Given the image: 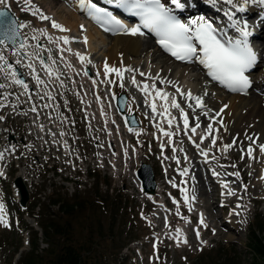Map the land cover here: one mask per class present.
Here are the masks:
<instances>
[{
    "label": "rangeland",
    "instance_id": "rangeland-1",
    "mask_svg": "<svg viewBox=\"0 0 264 264\" xmlns=\"http://www.w3.org/2000/svg\"><path fill=\"white\" fill-rule=\"evenodd\" d=\"M34 1L43 5L45 2V8L51 12V17L55 20L66 22L67 17L72 18L70 17L72 13L68 10L71 9L69 0H57L58 4H53L50 0L48 4L46 3L48 0ZM238 1L230 5L238 8ZM253 9L256 13L245 19L250 24L253 25L255 22L257 25L262 15L259 12L264 9L259 6H254ZM206 16L208 20L220 18L218 15H211L210 12L205 14ZM240 18L239 14L236 18L232 17V20ZM17 20L21 25V21L18 18ZM27 30H30L29 27ZM75 32L72 34L74 44L79 48V52H82L83 49L86 50V44ZM20 33L25 44V32L22 33L20 30ZM105 33L109 37L114 35L110 32ZM262 35V38L253 41V45L260 48V54L263 55L264 46L261 45L264 44V31ZM141 39L153 41L149 36L141 35ZM48 45V42L33 40L21 48V51H17L5 41L0 44V54L7 60V64L0 61V85L4 86L0 87V116L3 117L0 120V153L4 154L0 161V172L3 173L0 176V204L4 207L7 224V226L0 224V264H19L33 248V232L38 231L40 237L42 236V229L37 220L46 216L54 217L53 213L58 209V206L51 204V199L60 195L67 199L75 193L86 205L74 220L76 237L79 241H84L88 234L92 233L94 241H91L92 247L88 254L94 264H216L233 254H236L241 264H264L253 256L248 247L252 226L256 224L257 219L264 218V186L259 191L254 190L257 179V176L253 175V171H256L253 167L256 149L251 147L253 149L251 157L247 153L248 146L239 147L231 153L225 152L223 150L225 142L222 141L218 147L216 142L213 146L210 137L209 148L211 147L214 155L208 162L203 164L201 162L202 165H199L205 179L203 187L205 191L215 188V200L213 198V201H210L206 196L207 201L211 202L210 212L217 219L221 216H232L230 218L233 220L235 215V219L244 226L243 228L240 226L241 229L238 231L231 230L222 220L215 219L214 222L205 208L203 199H197L198 187L195 184L197 180L190 170L192 165L190 153L195 150L197 159L202 160L199 151V148H202L201 140L196 144L199 147H195L194 143L188 141L189 131L186 129L182 131V128L176 126L171 129L174 133L171 143L169 139L163 138V135L158 136L151 127L154 124L150 121L152 117L148 115L146 108L140 107L147 99L145 94L129 90V87L133 86L132 75L129 72H124L123 88L118 86L117 80L113 98V93L105 82L108 78L103 73L97 75L96 64L102 60L100 54H91L92 62L85 68V72L90 78L97 80L111 122L107 123L98 116L94 117L87 110L82 93L70 79L62 78L61 81L54 74L46 76L43 70L40 75L44 84L41 83L39 87L24 60L30 55L47 53ZM149 50L133 57V63L140 68L147 66L151 62L148 59L149 53L153 54L157 49L153 45ZM164 57L160 55V58L149 65L159 69L164 65L166 68L171 67ZM40 58L44 62L49 61L48 56L40 55ZM17 60H20L19 64L16 63ZM188 65L193 66L194 72L188 75L185 83L195 87L202 83L200 87L203 89L207 81H194L199 70L194 62ZM11 69L17 73L16 78L10 72ZM255 73H263V78L260 81L259 76L254 77L256 79L254 88L246 96L249 100L257 97L264 100V66L260 65L254 70ZM137 75L141 76L139 73ZM148 77L144 79V76H141V79L149 82ZM15 79L23 80L28 87L24 88L22 84H17ZM211 84L208 89L213 86L211 89L220 95L222 91L219 92L218 89L221 88L213 81ZM206 93L207 90L203 93L204 96ZM121 94L127 96L126 115H135L139 122V125L133 128L141 127V119L143 121L145 119L147 129L141 130L143 135H135L126 128L124 121L128 123V119L120 113L118 107V98ZM213 101L210 102L211 105L214 104ZM131 104L134 105L133 109L129 108ZM263 105L264 103H262L264 109ZM209 111H203V114L207 112V115H204L207 121L210 120ZM211 112L215 115L216 109L213 108ZM220 126L222 127V123ZM199 135L200 138L203 136ZM184 144L187 149L189 147L191 149H188L189 155L183 154ZM173 148L176 149L175 152ZM179 156L184 157L185 163H177L182 159ZM142 163H149L152 166L157 184L160 185L161 192L156 193V200L145 197L137 185V172ZM185 169L187 174L182 175ZM215 169L220 171L225 179L222 177L217 179L212 173ZM246 169L244 182H241L240 177L230 175L236 172L243 175ZM97 172L107 176L112 183L109 189L104 183L100 185L101 195L110 193L113 197L102 199L92 197L95 180L89 176ZM211 181L214 183L209 186ZM222 182H226L229 189L235 192V198L230 205L222 201L227 194ZM229 182L234 186L231 187ZM261 183L264 184V180ZM185 196L188 197L187 203ZM243 196L244 202L241 200ZM160 197L163 201L159 200ZM37 199L41 204L45 203L44 214L39 213V208L32 212L28 211ZM201 210L207 216L208 227L200 223ZM86 226L88 229H85ZM184 226L188 234L187 243H184L182 238L173 237V234ZM195 227L200 228L199 237ZM90 229L92 230L89 231ZM39 243L38 260L43 264L46 261L43 251L48 245L42 237Z\"/></svg>",
    "mask_w": 264,
    "mask_h": 264
},
{
    "label": "bare ground",
    "instance_id": "bare-ground-1",
    "mask_svg": "<svg viewBox=\"0 0 264 264\" xmlns=\"http://www.w3.org/2000/svg\"><path fill=\"white\" fill-rule=\"evenodd\" d=\"M53 4H58L57 0H50ZM60 1V0H59ZM217 2L210 3L209 0H183V2L186 3V7L183 11H176V14L179 15L183 20H187L189 17L196 18L200 15L205 16L208 12H210L211 15L220 16L221 23H214V25L222 28L224 31H221V33L226 37V34H232L227 31L226 26L224 24L232 25L234 22L232 19L238 17L240 14L239 21H246V17L248 18L252 14L256 13V11L253 9L254 6H259V8L264 9V4L260 3V0H248V3L245 4L244 0L238 1V8L231 6L227 3V0H223L222 2L219 0H216ZM236 1V0H234ZM49 0L46 2L48 4ZM95 3L102 7H108L110 5H107L103 2V0H94ZM165 3H168V0H164ZM50 3V2H49ZM68 3V2H67ZM71 9L68 10L71 11L72 14H70L71 19H65L66 22H62L61 20H55L51 17V12L46 9V4L44 2V5L40 3H36L34 0H31V5H25L24 0H8L7 7L3 4H0L1 8H8L16 17L21 21V25H24L23 27H20V30L22 33L25 32V44L24 42L18 43L16 45H12V41L7 42V40H4L7 44L14 46L17 51H21V44H24V47L28 45L29 42L35 41H41V42H48V49L47 53H40L36 54V56H31L25 59L24 61L28 65V68L30 70V74L34 80V82L40 87L41 83L44 81L41 78L40 72H46V76L48 74H54L57 79L62 81L70 79L73 81V83L76 85V89L82 93L83 98L85 100V104L87 107V110L91 112V114L94 117L102 118L105 122H111L109 118V114H107L106 106L103 102V99L101 98V94L98 88L97 80L94 78H90L88 74L85 73V68L89 64V60H91V54H100L99 56L102 57L101 62H98L96 64V69L98 70L99 75L103 73L104 75V64L107 60L109 66H117V67H128L133 69V71H125V73H131L132 78L135 77L137 83L140 85V87H137L136 85L132 84L133 86L129 87V90L131 92H142L141 88L143 87L144 83H147L149 85L155 84L157 89H161L164 92L169 93V100H171L172 97H175L178 103H180L181 107L184 109V111L189 116V140L192 143L195 144V147L198 141L201 140L199 137V134H202V137H207L206 139L201 140L202 148H199L200 156L202 160L197 159V152L194 150L190 154V158L192 159V165L190 166V170L192 175L194 174L196 177L197 182L195 183L198 187V193H197V199L204 201L205 208L207 212L209 213V216L213 217V221L216 222L218 219L224 221L225 224L229 225L231 230L238 231L240 230V226L242 228L244 227L242 224L238 222L237 219H235V215L233 216V220H231L230 217L227 216H221L216 218V216H213V213L210 212V203L206 199V196L211 201L213 198L216 199V195L214 194V187L211 188L210 191H205L203 187H205V179L203 176L202 171L200 170L199 165L208 162L209 158H212L214 155V152L211 150V147L209 148V140L210 137L213 139H216L217 147L219 144L224 141L225 145L231 144L232 147L228 150L229 153L233 152V150L241 147H254L256 149V153L254 156V166L256 168V171H253L254 177L257 176L256 182L254 184V190L259 191L262 189L264 184L261 182L264 180V152L260 150V146L264 145V109L262 108V103H264L263 99H259L257 97L253 100H249L247 98V94L250 93V91L254 88V85L256 83V79L254 77L257 75L260 77V81L262 80L263 73L254 74V70H256L260 65L264 66V49H263V55L260 54V48L252 45L254 49L257 52L258 55V63L256 67L250 72L247 73L250 76V80L252 81L251 87L247 90L246 94H242L240 92H226L225 90H222L223 87H220L218 91L220 92V95L217 94L214 90L211 88L208 89V86L211 84V81L216 82L211 79L206 73L207 70L198 63L196 64V68H198L199 73L197 74V77L193 80L196 81H207V83H204L203 89L202 83L200 86H194L192 84L185 83V80L187 79L189 74H193L194 69L193 66L188 65V63H184L182 61H176L174 58L167 57L159 48H157L156 39L153 38L152 40L142 41L141 35L132 36L130 34H123V33H115L111 37L106 35L105 31L101 29L100 27L96 26L95 22H93L87 15L86 12L81 11L79 7V0H69ZM25 7H28V11H23ZM48 8V7H47ZM243 9V10H241ZM39 10L36 15H33V11ZM261 15L260 20L258 21V24L254 22V24L248 23L249 29L252 31L253 40H256V38H262V32L264 31V11L259 12ZM41 14L44 16L49 17L48 20L41 19ZM53 14V13H52ZM56 14V13H55ZM244 15V16H243ZM231 17V18H230ZM206 18H208L206 16ZM122 20L123 23H125L128 27H132L137 23V21L128 22L126 20H123L122 18H119ZM254 18H251L253 20ZM71 20V21H70ZM209 20H212L209 18ZM18 21V20H17ZM52 21H55L62 25L64 28L68 29L69 31H60L59 29L52 27ZM239 22L238 20H235ZM95 23V24H94ZM31 24V25H30ZM220 24H223L224 26H221ZM81 25L84 26V31L81 30ZM236 25V24H234ZM233 25V26H234ZM255 25V26H254ZM29 27V31L27 28ZM75 29V30H74ZM75 33L79 34L81 37V41H83V38L86 36L88 38V43L86 44V50L83 49V53L79 52V48H76L77 46L74 44V40L72 37V34L74 31ZM32 38H31V37ZM67 36L70 39L69 44H64L63 40L60 39V37ZM232 36L239 37V35ZM4 38V37H3ZM227 38V37H226ZM18 39V38H17ZM261 40V39H260ZM33 45V44H32ZM154 47L157 49L153 54L149 53L150 61L153 63L154 60H157L160 58V55L165 56L164 59L168 62V65H172L171 67H167L164 65L159 67H152L151 62L147 64V66H142L144 68H140L139 66H136L133 63L132 58L135 56H138L141 52H149V49H152ZM262 47L264 46L261 45ZM100 48L101 50H98ZM264 48V47H263ZM50 49V50H49ZM63 49V51H61ZM68 49H71V51H68ZM78 49V51L76 50ZM34 51V48H33ZM40 52V51H39ZM77 53L84 55L87 59L82 63L80 59L77 57ZM40 55H44L45 57H49V61H46L44 63H41ZM261 55V56H260ZM162 58V57H161ZM49 62L48 64H46ZM90 62V63H91ZM31 65V67H29ZM160 65V64H159ZM5 68V67H4ZM160 70V73H159ZM171 71V72H170ZM13 72V69L10 71ZM137 73H144V79L148 78L150 79L149 82L144 81V79H141V76H138ZM37 77H39L40 82H37ZM108 79H115L114 75H111L107 77ZM257 78V77H255ZM164 81L161 83V81ZM95 81V83H93ZM259 81V82H260ZM44 84V83H43ZM218 84V82H216ZM73 85V84H72ZM110 87V90L112 93H116V87L115 84H108ZM212 85V84H211ZM219 85V84H218ZM62 87V84H60ZM220 86V85H219ZM24 87V86H23ZM25 88V87H24ZM87 88L89 89L87 91ZM180 89L181 91H177V89ZM256 88V87H255ZM64 90V89H63ZM207 90L206 97L204 96V92ZM217 90V89H216ZM188 91H191V93L195 96H200L203 99L204 104L206 105L205 108H195V101L187 99L184 95L181 93H187ZM143 93V92H142ZM141 93V94H142ZM144 94V93H143ZM155 94L153 93V96ZM219 95V96H218ZM134 100V98H132ZM148 101L151 102V97H147ZM215 100V101H213ZM263 100V101H261ZM211 101L214 102L213 105H211ZM157 107V114L152 113L151 108L149 106V103L147 104L145 101L141 103V108H146V111L149 116L155 117L154 119L150 120L152 121L151 127L152 130L156 132L158 136L163 135V138L165 139H171L173 141L174 139V133L171 130L174 126L178 128H182V131H184L183 127V120L180 116V112L178 109L170 108L169 111L171 113L172 117H175V120L173 121V124L171 127H169L167 120L164 118V116L159 115L158 113L163 111V108L161 105L163 104V101L156 99ZM262 102V103H259ZM120 100L118 101L119 106ZM127 104V101H126ZM189 105H192L193 107L190 108ZM227 105V107H224ZM216 106V108L214 107ZM264 106V105H263ZM131 109L134 108V105L131 104ZM193 108L195 110L193 111ZM216 109V114L214 115L213 112H211L212 109ZM126 109V108H125ZM208 109H211L210 111ZM223 109V111H221ZM95 110H97L95 112ZM113 111V108H112ZM203 111H209L208 114H210V120L207 121L206 116H204ZM122 115H125V117L128 118V115H126V110L124 112H120ZM218 114V115H217ZM196 117H199V120L197 121ZM112 119V118H111ZM125 119V118H124ZM145 121V119H144ZM143 119H141L142 125L139 128H133L136 127L135 125H131L130 120H128V123L125 122L126 128H133L131 133L135 135H143L142 131L143 129H147L146 125L144 124ZM200 124V127L197 128L196 133L191 132V127H194L196 123ZM220 123H222V127L220 126ZM211 124L213 131L209 135L206 131V127ZM139 125V124H138ZM137 125V126H138ZM159 126V127H158ZM160 128L164 129V131H170L173 133V136L171 138L165 136L162 131H160ZM251 138V139H249ZM209 139V140H208ZM212 146V145H211ZM184 155H189L188 149L186 148V144H184ZM236 151V150H235ZM207 152V157H205L202 153ZM134 155L136 153L134 152ZM260 156L262 157L260 159ZM180 157V156H179ZM182 159L179 160V163L183 164L185 163L184 157H180ZM187 158V157H186ZM199 160V161H198ZM1 161V160H0ZM243 162V161H242ZM241 162V163H242ZM246 163V161H244ZM201 164V165H202ZM238 168V166H237ZM260 168V169H259ZM239 170V169H238ZM243 170V169H242ZM255 170V169H254ZM258 170V172H257ZM213 175L217 179H225L223 177L222 173L215 169L213 172ZM245 174L242 175L241 172H239V177L241 178V182H244V178L247 174L244 171ZM261 173V176H260ZM194 177V178H195ZM213 179L215 177L211 176ZM222 177V178H221ZM209 180V178H207ZM260 179V180H259ZM262 179V180H261ZM187 181V180H186ZM137 185L142 190V193L145 197H147L150 200H156V193L160 191V185L157 184L155 193H147L142 188V182L138 178L136 181ZM214 182L211 181L209 183V186L212 185ZM226 183V182H224ZM187 184V183H186ZM229 185L231 187L234 186L231 182H229ZM257 186V187H256ZM251 189V188H250ZM213 191V192H212ZM227 191V190H226ZM161 192V191H160ZM213 193V195H212ZM226 193V192H224ZM223 194V193H222ZM220 195V194H218ZM241 196V195H240ZM235 195H227L226 198H224L222 201L224 204L227 202L229 205L234 200ZM245 197L243 196L241 200ZM160 201H163V198H159ZM244 200H242L244 202ZM213 201V200H212ZM226 205V206H229ZM224 206V205H222ZM200 219L201 215L203 216L204 224H207L208 219L203 210L200 211ZM228 218V219H227ZM216 219V221H215ZM210 223V222H209ZM203 224V225H204ZM216 226V225H215ZM208 227V226H207ZM176 233L173 234V237L176 239L182 238L183 241L188 239V234L186 230V226L181 227L178 229ZM195 232H199L200 235V228L195 227ZM231 232V231H230ZM41 235L43 236V232L41 231ZM40 236V235H39ZM41 236V237H42Z\"/></svg>",
    "mask_w": 264,
    "mask_h": 264
},
{
    "label": "snow or ice",
    "instance_id": "snow-or-ice-1",
    "mask_svg": "<svg viewBox=\"0 0 264 264\" xmlns=\"http://www.w3.org/2000/svg\"><path fill=\"white\" fill-rule=\"evenodd\" d=\"M25 5H31V0H24ZM107 5H111L115 8L121 9L127 15L135 18L138 22L134 26L128 27L125 23L122 22L113 12L109 11L108 8L102 7L94 2V0H79V7L81 11L86 12V15L99 26L105 32L112 33H123L130 34L132 36L136 35H145L146 30L148 33L154 35L157 38V43L160 47L173 58L178 61L185 63H198L202 65L207 70V75L211 77L212 80L218 82L220 85L226 87L232 92L245 93L251 87L252 81L250 76L247 73H250L258 63V55L254 47L249 41V37L252 35V31L249 29L248 23L246 21L238 22L235 26L236 31L238 32L239 38H224L219 30L213 26V23L208 20L205 16L200 15L196 18L189 17L187 20L181 19L176 11H183L186 7V3L183 0H168V3H165L164 0H103ZM210 3H215L216 0H209ZM8 0H0V4H3L7 7ZM228 4H233L234 0H227ZM244 3L247 4L248 0H244ZM261 4H264V0H260ZM23 11H28V7L22 9ZM243 10V9H241ZM39 10L33 11V15H36ZM9 13L7 11L0 10V25H6L4 30L0 32V35L4 39H0V44L4 43V40H9L15 43V39L18 35L17 28L23 27L17 23L15 19H9ZM41 19L48 20L49 17L41 14ZM52 27L59 29L60 31H69L64 28L59 23L52 21ZM81 29L84 30V26L81 25ZM63 40L64 44H69L71 41L69 37L64 36L60 37ZM85 44L88 43V38L85 36L83 38ZM21 48L24 47L23 44L20 45ZM63 51V49H61ZM71 51V49H68ZM27 55V54H25ZM78 59L83 63L87 58L77 53ZM0 61H4L7 64L5 57L0 54ZM91 62L90 60L88 61ZM17 64L20 63V60L16 61ZM41 63H44L43 59ZM11 68V65H9ZM31 67V65H29ZM133 71V69L128 67H117L109 66L107 60L104 64V75L109 77L114 75L116 79H106L108 84H116L119 80V87L123 88L124 83V72ZM87 75V72L85 73ZM14 78H16L17 73L12 72ZM99 75V73H97ZM141 76H144V73H140ZM17 84H22L27 88V84L23 80L15 79ZM37 82L39 83V77H37ZM132 84L140 87L137 83L135 77L132 78ZM164 81L162 80L161 83ZM95 83V81H93ZM0 87H4L0 85ZM141 91L145 94L146 98L151 97V102L148 99L145 100L146 103H149L152 113L157 114V104L156 99L163 101L161 107L163 111L158 113L167 120L169 127L172 126L175 117L171 116L169 111L170 108L178 109L180 116L183 120L184 129H189V116L181 107L180 103L177 102L175 97H172L169 100V93L164 92L161 89H157L155 84L149 85L147 83L143 84ZM177 91H181L179 88ZM153 93L155 94L153 96ZM187 99L195 101V108H205L206 105L203 102L202 97L195 96L188 91L187 93H181ZM113 98L115 94L113 93ZM192 108V105H189ZM224 107H227L225 105ZM193 108V111L195 110ZM35 110V109H33ZM223 111V109H221ZM204 115H207V112H204ZM155 117L153 116L152 119ZM3 117L0 116V120ZM197 121L199 117H196ZM159 127V126H158ZM200 127V124L197 122L194 127H191V132L196 133L197 128ZM129 131H132L129 128ZM160 131L169 138L173 136V133L170 131H164L160 128ZM207 133L210 135L213 131L212 125L209 124L206 129ZM207 137H201V140L206 139ZM251 139V138H249ZM171 143V139H169ZM216 144V139H212V145ZM199 147V145H196ZM163 148L164 145L162 144ZM232 147L231 144L224 146V151L227 152ZM260 150L264 152V145L260 146ZM176 149L173 148V152ZM253 149L249 147L247 149L248 155L251 157ZM207 157V152L202 153ZM4 154L0 153V160L3 159ZM179 163V161H177ZM235 167V165H233ZM187 174V169L182 172V175ZM3 173L0 172V176ZM230 175H235L239 177V173H231ZM175 186V185H173ZM222 186L227 189V195H235V192L229 189L227 183L222 182ZM182 191H184L182 189ZM193 199H195L193 197ZM185 202H188V197L185 196ZM239 206V205H238ZM200 223L204 224L203 216L201 215ZM0 224H5V214L4 207L0 204ZM204 227H207L204 224ZM179 231V230H178ZM197 237H199V232H197ZM187 243L186 240L183 241Z\"/></svg>",
    "mask_w": 264,
    "mask_h": 264
},
{
    "label": "trees",
    "instance_id": "trees-1",
    "mask_svg": "<svg viewBox=\"0 0 264 264\" xmlns=\"http://www.w3.org/2000/svg\"><path fill=\"white\" fill-rule=\"evenodd\" d=\"M89 177L95 180L93 184V198H96V196L98 199L113 197L110 193L101 195V184H106L108 189L112 185L107 176H102L101 173L97 172L90 174ZM117 196L122 195L117 194ZM51 204L58 206V209L53 213L54 217L50 218V216H46L37 220L43 232V241L48 245L43 251L44 256H46V261L43 264H94L93 259L88 254V251L92 247L91 241L93 240L92 233H88L92 229L87 231L88 236L84 241H79L76 237V229L74 228L76 216L86 208L83 201L79 199V195L75 193L67 199L60 195L57 198L51 199ZM44 206L45 203L41 204V201L37 199L28 210L32 212L35 208H39V213L42 212L44 214ZM85 229H88V227L86 226ZM30 232H32V228ZM33 237L32 250L28 255L23 257L19 264H40V260H38L40 255L37 252L40 248L39 240L41 239L39 232H33ZM248 247L253 256L264 263V218L257 219L256 224L252 226L249 233ZM216 264L241 263L237 260L236 254H233V256L224 259L223 262H216Z\"/></svg>",
    "mask_w": 264,
    "mask_h": 264
},
{
    "label": "water",
    "instance_id": "water-1",
    "mask_svg": "<svg viewBox=\"0 0 264 264\" xmlns=\"http://www.w3.org/2000/svg\"><path fill=\"white\" fill-rule=\"evenodd\" d=\"M0 10L2 11H7L9 13V19H16V17L14 16V14L8 9V8H0ZM18 23V21H17ZM19 24V23H18ZM6 25H0V32H2L4 30ZM17 32L18 35L15 39V43H10L8 40L7 42L12 44V45H16L18 43H22L23 42V36L20 33L19 28H17ZM18 38V39H17ZM0 39H4L2 35H0ZM120 100L119 103V111L120 112H124L125 111V106H126V101H127V97L125 94H121L120 97L118 98V101ZM128 120H130L131 125H138V121L135 117V115H128ZM138 177L141 179L142 181V186L145 192L147 193H155L156 191V187H157V181L155 178V174L153 171L152 166L149 163H142L140 168L138 169ZM24 193V192H23Z\"/></svg>",
    "mask_w": 264,
    "mask_h": 264
}]
</instances>
